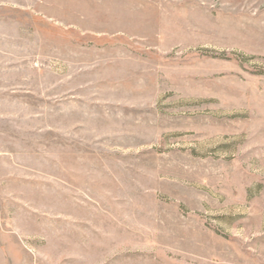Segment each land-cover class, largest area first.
<instances>
[{"label": "rangeland", "instance_id": "rangeland-1", "mask_svg": "<svg viewBox=\"0 0 264 264\" xmlns=\"http://www.w3.org/2000/svg\"><path fill=\"white\" fill-rule=\"evenodd\" d=\"M0 264H264V0H0Z\"/></svg>", "mask_w": 264, "mask_h": 264}]
</instances>
